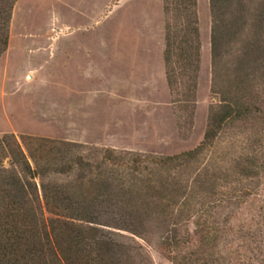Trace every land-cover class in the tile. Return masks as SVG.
I'll return each instance as SVG.
<instances>
[{"label":"rangeland","instance_id":"1","mask_svg":"<svg viewBox=\"0 0 264 264\" xmlns=\"http://www.w3.org/2000/svg\"><path fill=\"white\" fill-rule=\"evenodd\" d=\"M176 5L0 0V16L7 18L0 138L14 135L30 164V154L50 160L54 141L67 150L65 160L92 158L104 148L140 155L142 164L172 157L164 165L177 193L169 210L143 196L135 198L140 208H130L114 192L90 208L96 224L119 245L121 264H264V114L226 121L203 145L211 111L220 102L211 89L213 14L209 0H194L198 61L184 68L172 55L173 87L164 50L165 32L175 41L179 30L175 12L166 10ZM243 40L227 44L229 54L217 65L220 84ZM255 91L264 109V78L255 82ZM189 150L191 155L183 154ZM0 157L3 165L12 163L10 154ZM56 166L26 176L41 204V182L63 183L73 174ZM167 172L162 169L164 177Z\"/></svg>","mask_w":264,"mask_h":264},{"label":"trees","instance_id":"2","mask_svg":"<svg viewBox=\"0 0 264 264\" xmlns=\"http://www.w3.org/2000/svg\"><path fill=\"white\" fill-rule=\"evenodd\" d=\"M175 1L176 7L165 9L175 12L179 30L174 31L175 41L170 32H165L164 61L168 66L175 54L179 66L186 68L195 64L199 56L197 20L192 9L194 0ZM209 3L213 14L211 89L220 102L211 111L203 145L214 138L226 121L264 114L255 91V82L264 78V0H209ZM240 36L244 39L243 48L220 84L217 65L229 54L227 44ZM6 40L7 18L0 16V55L5 50ZM169 68L167 82L174 87L176 81ZM58 143H52L56 148L50 149L53 153L50 160L46 154L45 161L30 154L33 158L30 164L17 147L14 135L4 134L0 138V154L12 157L8 166L3 165L0 157V264H121L119 245L110 233L96 224L90 208L98 206L114 192L118 196L116 201L127 203L130 208H140L135 198L143 196L157 208L169 210L177 193L171 188L175 182L170 181L168 166L164 165L172 157L142 164L140 155L104 148L92 158L77 156L65 160L67 150H62ZM42 149V153L47 150ZM192 151L183 154L191 155ZM54 164H57L55 171L73 174L63 183L41 182L42 205L36 185L30 179L41 176ZM163 168L168 171V177L163 176ZM44 210L48 216L44 215Z\"/></svg>","mask_w":264,"mask_h":264}]
</instances>
